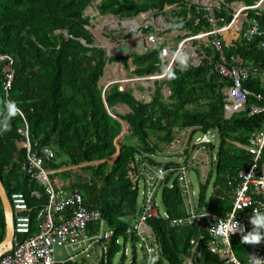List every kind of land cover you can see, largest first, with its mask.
<instances>
[{
    "label": "trees",
    "instance_id": "1",
    "mask_svg": "<svg viewBox=\"0 0 264 264\" xmlns=\"http://www.w3.org/2000/svg\"><path fill=\"white\" fill-rule=\"evenodd\" d=\"M93 1L0 0V52L14 58L16 72L7 94L4 80L10 65L8 61L0 64V129L5 123L10 125L8 130L0 131V176L6 191L10 198L16 191L26 194L33 206L31 214L35 230L38 212L48 202V194L24 168L27 148L19 145L24 140V134L19 131L24 125V117L20 111L12 114L13 108H18L28 121L33 151L50 146L56 152L54 160L46 167L58 169L88 163L80 169L63 173L65 176L78 173L83 176L82 179L77 176V182L85 204L99 208L107 226L114 231L112 241L108 243L109 264H125L130 253L128 264L144 263V253L141 256L138 253V237L128 234L127 228L134 226L144 209L140 179L146 176L139 175L135 179L131 171L157 168L164 169L166 174L157 186V196L160 195L161 199L160 205L157 197L158 214L149 218L161 245L160 258L155 264H187V259L193 256L192 237H202L199 246L202 253L194 256V264H224L208 248L209 236L203 225L178 227L172 224V218L186 215V207L179 187L180 162L165 149L177 132L184 129L192 128L188 141L194 148L201 145L196 143L199 132L206 134L212 127L220 130L221 137L216 144L205 143L209 155L216 157V161L205 181L200 183L199 194L193 203L198 211L207 207L223 216L233 207V188L238 182L231 186L229 181L253 163L248 150L237 143L249 144L252 133L262 128L264 114H249L250 107L258 103L251 97L245 111L225 116V83L215 70L219 55L204 44L206 57L202 62L188 68L175 66L168 77L155 80L150 101L140 100L133 89H121L120 83L104 90L100 80L108 62L123 61L129 68V60L133 57L137 66L133 73L145 76L160 72L162 45L145 54L109 57L107 49L96 43L95 35L88 27L91 16L86 14V9ZM232 1L253 5L258 0H227ZM175 3L178 7L172 13L179 17L182 28L192 32L210 28L203 18V6L192 0H100L98 8L102 15L134 18L141 12L160 11L167 4ZM231 11L222 4L219 14L226 17V23L233 19ZM189 13L191 18H188ZM198 16L201 20L195 23ZM247 16L249 22L254 18L258 20L261 34L248 40L242 31L240 37L231 43L220 35L224 51L229 59H235L238 66L259 65L264 69V50L258 45L264 38V9H249ZM150 30V27L143 28L144 33ZM164 85L170 87L169 96L164 94ZM246 86L264 92L259 75H252ZM120 103L127 104L130 110L117 112L116 106ZM124 122L128 123L130 131L125 132L119 141V152L116 140L123 132ZM217 143L219 146L215 151ZM161 152L165 156L159 159ZM260 163L264 166V151ZM187 171L188 174L191 171L201 174L199 168L192 166ZM170 181H173L172 187ZM211 183L213 194L207 204ZM6 236V211L0 195V244ZM231 240L237 256L246 260L248 243L243 236H233ZM128 245L131 247L129 252L126 251ZM118 254L120 260L116 263L114 258Z\"/></svg>",
    "mask_w": 264,
    "mask_h": 264
},
{
    "label": "built area",
    "instance_id": "2",
    "mask_svg": "<svg viewBox=\"0 0 264 264\" xmlns=\"http://www.w3.org/2000/svg\"><path fill=\"white\" fill-rule=\"evenodd\" d=\"M99 2L100 0L97 1L98 4ZM192 2L203 6V18L210 24V28L202 29L199 32H192V30L188 29V33L186 32L184 36L179 37L180 41L178 40L177 42L169 41L163 35L169 28L168 23L157 26L154 20V23L150 22L142 25L138 23L137 27L132 28L131 23L137 20L127 19L124 21L119 19L124 23L122 25L123 28H129L128 33H131V38H129L128 43L127 41L125 42L128 48L127 52L122 53V49L118 47L116 49V51H120L118 55L134 53V50L139 49V47L137 45L138 48L132 46L133 43L137 44L135 41H138L143 36L146 37L150 48L156 47L159 44L162 45L161 71L156 75H136L132 79L160 80L168 77L169 72L175 66L182 68L197 66L206 57V51L202 47L204 44L205 46L212 47L219 55V61L215 64V70L221 81L225 83L223 89L225 94V116L230 117L234 113L245 111L251 97L255 98L258 103H254L250 107L249 114H264V92H258L246 86V82L252 75H259L264 83V69L259 65H252L250 67L236 65L233 57L231 59L227 57L220 38V35L225 38V33L234 27L236 20L240 21L236 25V30L240 32L239 36L242 34V31H244L243 36L247 37L248 40L260 35L261 31L258 20L254 18L249 22L247 11L264 6V0H258L253 5H247L243 1L227 2V0H192ZM222 4L231 8L232 11H237L230 23H226V17L219 14L222 11ZM173 5L167 4L163 10H160L161 12H158L163 14L168 10V6ZM236 6L237 8H235ZM244 10L246 13L242 15L241 13ZM150 11L152 10L142 12L137 16L148 14ZM230 13L232 14L233 12ZM101 15L99 9V16ZM174 16L179 19L177 15ZM191 17L192 14L189 13L188 18ZM152 19L156 18L152 16ZM200 20L201 16L196 17L195 23H199ZM92 22L94 23V20ZM246 23L247 25H245ZM148 27L151 30L144 33L143 28ZM134 32L137 34L134 35ZM98 34L103 35L102 33ZM258 45L260 49L264 50V38L260 40ZM199 46L201 50H199ZM114 55L117 54L115 53ZM5 61H8L10 65L4 80V90L8 94L15 78V61L8 53L0 52V64ZM119 62L121 63V61ZM113 63L115 61H112L110 64L112 65ZM123 81L121 78H118V82ZM102 84L104 85V90L111 85L109 81ZM148 85L147 89H150ZM152 92L150 93L152 94ZM20 112L24 117V125L19 127V131L24 134V140L19 145L27 148V163L24 164V168L31 178H35L45 187L48 194V202L39 211L36 229L33 230L31 214L33 207L30 205L28 197L24 192L16 191L12 193L10 200L13 209L15 231L13 247L0 256V264H109L108 243L112 241L114 231L107 226L102 211L99 208L85 204L84 196L74 179L63 184L62 180L57 178L58 173L70 169L75 165L58 169L46 167L50 161L54 160L56 156L55 150L50 146H42L39 151H33L29 135V124L23 112L21 110ZM191 133L192 128L177 132L175 138L168 146L169 153H174L177 156L176 159L180 162V166L178 167L181 172L179 175V187L182 190L185 199L184 206L186 207V215L172 218V224L178 227L191 224L203 225L209 236L206 242L208 248L211 252L218 255L224 264H264V240L259 243H248L246 260H241L236 255L231 240L233 236H244L247 231L252 229L249 217L253 215V209H259L261 212H264V166L260 163L264 151V123L262 128L252 133L249 144L241 145L236 142L239 146L248 150L252 156L253 163L248 169L240 170L238 176H234V180L229 181V185L231 186H233L235 181L238 182L233 190V207L223 216L211 212L207 207L202 211H198L197 206L193 203L192 194L194 192L191 190V181L187 171L188 167L199 168L201 176L205 181L213 160L209 155L206 142H201L203 137L196 138V143H200V146L196 148L191 146L188 141ZM187 149L189 150L187 151ZM165 174L166 172L162 168L152 171L143 169L142 172L131 171V175L135 179H138L139 175L146 176L144 179H140L144 183V209L134 226L127 228L128 234H135L138 237L137 248H141L144 253L143 264H155L160 258L161 245L149 222V218L158 214L159 203L157 195L159 191L157 186L165 179ZM170 186H173V181H170ZM34 193L41 196V193L38 191ZM236 221L244 227L245 232L237 231L232 233L230 229L226 230L225 225L235 224ZM226 231L227 236L225 235ZM201 238L192 237L193 256L187 259L188 264H193L195 255H201V251L199 250ZM59 248L65 249L66 253L63 256L58 255ZM126 251L129 252L131 250L128 247Z\"/></svg>",
    "mask_w": 264,
    "mask_h": 264
},
{
    "label": "crops",
    "instance_id": "3",
    "mask_svg": "<svg viewBox=\"0 0 264 264\" xmlns=\"http://www.w3.org/2000/svg\"><path fill=\"white\" fill-rule=\"evenodd\" d=\"M260 8H263L264 9V6L260 7ZM157 14H159L160 12L158 11H155ZM142 13V12H141ZM100 18V21L99 23H95V28L96 29H99L100 33H102V37L104 38V41L106 42V44H112V49H114L113 51L115 52V50L120 47L122 50H123V47L126 46L125 45V42L127 41L128 43V40H130L129 38L131 37V33H128L129 31V28L127 27V29H122V25H124V23H122L119 19L122 18L118 15H114V14H108V15H101L99 16ZM135 18V17H134ZM127 19H131V18H122V20L126 21ZM113 22V23H112ZM139 23V21H138ZM168 23V26L169 28L163 33V35L169 40V41H173V42H177L181 37L183 36L188 28H182V23L179 22V19L173 15L172 13V10L169 11V10H166L163 14L160 13V23H156L157 26H160V24H166ZM238 23V22H237ZM187 29V30H186ZM97 31V30H96ZM98 31V32H99ZM95 37H97L96 39V43L98 44L99 40H102V45L103 44V39H99L101 38V35H99L97 32H93ZM127 33V34H126ZM227 39V43H231L228 38ZM108 42H111V43H108ZM202 46V45H201ZM104 47V46H103ZM203 47V46H202ZM106 48V47H105ZM152 49V48H150ZM199 50H201L200 46H199ZM135 53H140L138 49H135L134 50V53H132L133 55ZM141 54V53H140ZM124 55V54H122ZM109 56V55H108ZM113 56V55H112ZM110 57V56H109ZM130 67L129 68H125L124 65H123V61H121V63H113L112 65L110 64L111 62H108L107 63V68H108V76L110 77V79L112 78H121L122 80H124L123 82H128L126 84V86H123L125 87L124 89H133V93L137 96H139L140 94L138 93H142L145 94H149V91L147 90H144V87L147 85L143 84L142 82L138 81V80H133L131 76V74H134V75H137L135 73H133L132 71L137 68V66L133 63V57L130 58ZM109 64V65H108ZM121 64V66H120ZM133 64V65H132ZM106 68V70H107ZM111 68V70L109 69ZM128 76H130V78H128ZM126 77V78H124ZM155 81V80H154ZM136 83H139L140 85H135ZM152 84V83H151ZM150 84V85H151ZM166 87L164 88V94L165 96L166 93H171V90H170V87H168L167 85H165ZM154 91V89L152 90ZM145 92V93H144ZM224 92V91H223ZM150 95V94H149ZM148 97V96H147ZM126 104L124 103H120L116 106V110L117 112L119 113H126L128 112L129 110L126 109ZM218 142V141H217ZM242 145V144H241ZM242 147V146H241ZM244 148V147H243ZM166 150H168V147L166 148ZM177 156L175 155H172V158H176ZM216 157L212 158L213 160V163L216 161L215 159ZM114 159V158H113ZM67 170H75L74 168H70V169H67ZM66 171V170H64ZM64 171H61L60 173H58L57 175V178L59 180H62V183L65 184V183H68L69 180L71 179H74L76 181V184L78 185V182L77 180L79 179L78 177H80V179L83 178L82 175L79 176V173L78 175L75 174V176H66L67 177V181L65 182L64 181V178L62 177L61 174L65 175L63 172ZM78 176V177H77ZM214 188V186H213ZM234 190V188H233ZM234 192V191H233ZM213 194V192H212ZM83 195V194H82ZM208 204V202H207ZM33 207V206H32ZM44 207V206H43ZM41 210V209H40ZM39 213V212H38ZM33 220V219H32ZM37 221V220H36ZM234 248V247H233ZM60 249V248H59ZM64 249V248H63ZM65 250V249H64ZM192 251H193V248H192ZM201 251V250H200ZM235 251V249H234ZM66 253V251H65ZM193 253V252H192ZM202 253V251H201ZM236 253V252H235ZM58 255H59V250H58ZM237 255V254H236ZM191 258V257H190ZM188 258V259H190ZM245 258L247 259V252L245 253ZM187 264H188V260H187ZM194 264V262H193Z\"/></svg>",
    "mask_w": 264,
    "mask_h": 264
},
{
    "label": "rangeland",
    "instance_id": "4",
    "mask_svg": "<svg viewBox=\"0 0 264 264\" xmlns=\"http://www.w3.org/2000/svg\"><path fill=\"white\" fill-rule=\"evenodd\" d=\"M98 1V0H97ZM97 1H93L89 6H88V8L86 9V14H89L90 16H91V22H90V25H88V27L91 29V31L92 32H97V33H100V31H99V29H96V28H94L93 27V20L95 21V23L97 22V23H99V21H100V18H99V9H98V3H97ZM240 4V3H239ZM176 6H178V4L176 3V4H174L173 6H168V10L169 11H171V9H173L174 7H176ZM235 6V5H234ZM235 8H237V6L235 7ZM231 12H233L232 13V15H234L235 13H237V11H231ZM244 13H246V11L244 10V12H242L241 14L243 15ZM152 16H154L156 19H152ZM243 18V17H242ZM120 19H122V18H120ZM126 19V18H125ZM128 20H137V21H139V24L140 25H142V24H145V23H154V20H155V22L156 23H160V13L159 14H157L155 11H150L148 14H144V15H140V16H137V17H135V18H131V19H128ZM95 26V25H94ZM122 29H127V28H122ZM97 30V31H96ZM187 30V29H186ZM99 31V32H98ZM188 31V30H187ZM188 33V32H187ZM225 33V32H224ZM227 33H229V34H227ZM227 33H225V38H228V40L230 41V42H232L233 40H237L240 36H239V31H237L236 30V26H234V27H232L230 30H229V32H227ZM184 36V35H183ZM182 37V36H181ZM97 39V37H95V40ZM99 39H103V44L104 45H106V42L104 41V38L101 36V38H99ZM180 41V40H179ZM99 42V44L100 45H102L101 43H102V40H99L98 41ZM101 42V43H100ZM111 43V42H110ZM107 49V48H106ZM113 50L114 49H110V51L111 52H113ZM203 50V49H202ZM107 51H108V49H107ZM120 51H116L115 50V53L118 55V53H119ZM115 62H118V63H120L119 61H115ZM133 65V64H132ZM120 66H121V64H120ZM126 68V67H125ZM110 70H111V68H109ZM133 72V71H132ZM157 74V73H156ZM155 74V75H156ZM154 75V74H153ZM131 76L132 77H136V75H134V74H131ZM106 78V79H105ZM124 78H126V77H124ZM128 78H130V76H128ZM110 82V86H112V85H114L115 83H120L121 85H123V86H126V84L128 83V82H118V78H115V79H110V77L108 76V69H107V71H106V68H105V73H104V76L101 78V80H100V84H102V83H105V82ZM138 81H140V82H142L143 84H145V85H147L148 83H149V87H150V89H147V87L145 86L144 87V90H148L149 91V93L153 90V89H155V81L153 80V79H149V80H138ZM152 83V84H151ZM151 84V85H150ZM135 85H140L139 83H136ZM166 86L164 85V88H165ZM145 93V92H144ZM138 94H140L139 96L137 95V97L140 99V100H148V101H150L151 100V93H150V95L149 94H147V93H145V94H143V92L142 93H138ZM169 94L170 93H166V95L167 96H169ZM225 95V94H224ZM148 96V97H147ZM150 96V97H149ZM147 97V98H146ZM225 97V96H224ZM127 105V104H126ZM191 108H195V107H191ZM126 109H128V110H130V107L129 106H126ZM240 112H243V111H240ZM250 112V111H249ZM237 113H239V112H237ZM234 114H236V113H234ZM233 114V115H234ZM233 115H231V116H233ZM230 116V117H231ZM124 125H126L125 126V129H124V131L125 132H129L130 131V128H129V125H128V123L127 122H124ZM197 136L198 137H203L204 136V133H202V132H199L198 134H197ZM122 138H123V135L121 134L118 138H117V140H116V147H117V151H118V148H120L119 147V141H121L122 140ZM153 139H155L154 137H153ZM162 145H164V144H162ZM218 146H219V144L217 143V145L215 146V148H214V150L215 151H217L218 150ZM166 150V149H165ZM168 153H169V151L168 150H166ZM117 154V153H116ZM169 154H174V153H169ZM175 155V154H174ZM163 156H165L162 152L160 153V155H159V159H162L163 158ZM111 160H112V158H110ZM87 164V163H86ZM86 164H82V166H84V165H86ZM72 168H74V169H80V165H75V166H72ZM62 175V177L64 178V181L66 182L67 181V177L65 176V175H63V174H61ZM72 176H75V174H73ZM189 178H190V181H191V190L192 191H194V194H192V197H193V200H195L196 198H197V196H198V194H199V191H200V183L201 182H204V178L201 176V174L199 175L197 172H194V171H191V172H189ZM140 186H141V191L143 192V190H144V183H143V181L141 180L140 181ZM212 192H213V183H211V185H210V187H209V191H208V198H207V202H209L210 201V199H211V196H212ZM140 199L142 200L143 199V195L141 194L140 195ZM158 201H159V203H160V205H161V199H160V195H159V197H158ZM196 201V200H195ZM161 208H162V206H161ZM132 220V219H131ZM132 222H133V220H132ZM133 224V223H132ZM127 247H129V249L131 250V247H130V245H128ZM59 250V256H63L64 254H65V250L63 249V248H60V249H58ZM123 250V248H121V251ZM138 253H139V256H141L142 255V250H141V248H139L138 247ZM131 258V253L128 255V260ZM114 260H115V262L117 263L119 260H120V255L118 254V255H116L115 256V258H114ZM128 260L125 262V264H128Z\"/></svg>",
    "mask_w": 264,
    "mask_h": 264
},
{
    "label": "water",
    "instance_id": "5",
    "mask_svg": "<svg viewBox=\"0 0 264 264\" xmlns=\"http://www.w3.org/2000/svg\"><path fill=\"white\" fill-rule=\"evenodd\" d=\"M135 34H137V33L134 32V35ZM135 42L137 44L133 43L132 46H136L137 45L139 47L138 50H139V52L141 54H145V53H147L150 50V46L148 45L145 36L141 37L140 39H138V41H135ZM108 43H110V42H108ZM102 46H104V47H106L108 49L107 52H108L109 56H112V55L115 54L114 51L113 52L110 51V47L108 46V44L102 45ZM127 49L128 48L126 46H124L123 50H122V53L127 52ZM120 88L124 89L125 87L121 86ZM109 111H110L111 114H113L111 109H109ZM125 126L126 125H124V129H125ZM124 129H123L122 135H124V133H125ZM220 137H221L220 130L218 128L212 127V128L209 129V131L206 134H204L201 142H210L212 144H216V142L220 139ZM119 152H120V148H119ZM119 152H118L117 156L119 155ZM0 195H1V198L3 200V204H4V207H5V211H6V218H7V236L4 239V241L0 244V256H2L5 252H7V251L12 249V247H13V238H14L15 231H14V225H13V209H12L11 200H10V197H9L7 191H6V188H5V185L3 183V179H2L1 176H0Z\"/></svg>",
    "mask_w": 264,
    "mask_h": 264
},
{
    "label": "clouds",
    "instance_id": "6",
    "mask_svg": "<svg viewBox=\"0 0 264 264\" xmlns=\"http://www.w3.org/2000/svg\"><path fill=\"white\" fill-rule=\"evenodd\" d=\"M20 111L18 108H13L12 114H16ZM10 125L8 123L4 124V127L0 131L8 130ZM249 222L252 225V229L247 231L243 236V239L247 243H259L264 240V212L259 209H253V215L249 217ZM226 230L230 229L232 233L237 231L245 232V229L238 221L235 224L225 225ZM227 236V231L225 233Z\"/></svg>",
    "mask_w": 264,
    "mask_h": 264
},
{
    "label": "bare ground",
    "instance_id": "7",
    "mask_svg": "<svg viewBox=\"0 0 264 264\" xmlns=\"http://www.w3.org/2000/svg\"><path fill=\"white\" fill-rule=\"evenodd\" d=\"M239 23V22H238ZM237 20L234 22V26H236L237 24ZM94 25H95V23H93ZM93 25V27L95 28L96 26H94ZM138 26V21H135V22H133V23H131V27L132 28H135V27H137ZM108 46L110 47V49L112 48V44H108Z\"/></svg>",
    "mask_w": 264,
    "mask_h": 264
}]
</instances>
